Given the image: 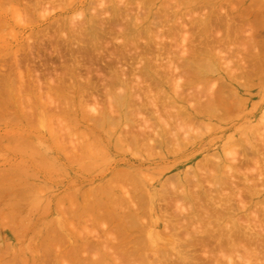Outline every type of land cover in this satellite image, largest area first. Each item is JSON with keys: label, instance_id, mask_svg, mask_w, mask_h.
Here are the masks:
<instances>
[{"label": "rangeland", "instance_id": "obj_1", "mask_svg": "<svg viewBox=\"0 0 264 264\" xmlns=\"http://www.w3.org/2000/svg\"><path fill=\"white\" fill-rule=\"evenodd\" d=\"M0 3V83L16 63L43 62L48 75L76 68L75 80L63 70L75 82L53 94L55 105L45 81L32 108L21 94L29 108L19 104L20 116L0 94V264H63L68 244L58 240L70 233L81 258L100 259L104 250L92 248L108 233L110 245L125 237L104 207L80 209L115 175L124 179L114 178L116 197L137 192L143 209L132 222L143 228L133 264H155V253L167 264H264V0ZM42 100L44 123L25 124ZM114 253L106 264H131Z\"/></svg>", "mask_w": 264, "mask_h": 264}, {"label": "bare ground", "instance_id": "obj_2", "mask_svg": "<svg viewBox=\"0 0 264 264\" xmlns=\"http://www.w3.org/2000/svg\"><path fill=\"white\" fill-rule=\"evenodd\" d=\"M37 2V1H36ZM1 4V3H0ZM203 21V20H202ZM203 22H205V21H203ZM3 28V27H2ZM48 65V64H47ZM46 65V66H47ZM12 66V65H11ZM10 66V67H11ZM35 66L36 65H34L33 67L34 68H30V66L29 65H27V64H25L24 66H23V71H22V68H21V66H20V64H15V66L14 67H12V70H13V68H14V73L16 74V75H14L13 74V72H12V70H11V68H9V70H10V72H9V74H11V76L12 75H14V79H10V77H9V79H7L6 77H4V78H6L7 80H10V81H8V84H6L7 83V81H6V83H4L3 81L0 83V85H1V89H0V91H1V97H4V98H6V100L3 98V100H5L4 102H6L7 103V105L9 106V104H12L13 106H16V107H18V105L19 104H26L27 103V101L25 102V100L24 99H26V100H28V98H29V100H30V95H32V97L33 98H36V104H37V102H40L41 103V100H39L40 99V95H38L37 93H39L41 90H44L43 88H45L46 89V87L49 89V91H48V89L46 90V91H48L49 93H50V95H52V96H46L47 94H45V99L44 100H46V97H47V105H55L54 104V100H53V94H55V96H58V95H60V93L62 94V92H64V90H66V88H68V90L70 89V88H72V87H70V85H72V84H74V82L75 81H73V80H71L72 78L71 77H67V78H69L71 81H73L72 82V84H71V81L69 80V82H68V80H67V82H68V84H66V81H64V76H66L65 75V73H68V75H73V73L75 72L74 70L76 69L75 68V65H73V64H70V65H66V64H61V66L60 67H62V68H64L63 70L65 71V73H64V71L62 70V72H60V73H56L57 71H56V66L54 65V66H51L52 67V71L54 72V75H55V77H45L46 75H48V74H46V72H43L42 70H46L47 68H49V67H45V65H44V63L42 62H40L39 63V68H38V70H37V66H36V69H35ZM65 66V67H64ZM1 67V66H0ZM21 68V69H20ZM40 68H42V70L40 71L39 69ZM46 68V69H45ZM8 69V68H7ZM56 71V72H55ZM46 74V75H45ZM4 75V74H3ZM7 75V74H6ZM51 75V73L49 72V75L48 76H50ZM54 75H51V76H54ZM43 77V79L41 80V78L40 77ZM73 77V79H74V75L72 76ZM64 78V79H63ZM75 80V79H74ZM44 81L46 82V87H44V85H43V87H42V84H44ZM122 82V81H121ZM16 83V84H15ZM5 84V85H4ZM66 84V85H65ZM70 84V85H69ZM122 84H123V82H122ZM75 85H76V83H75ZM69 86V87H68ZM75 86H73V88H74ZM35 88H37V92H36V94L38 95H34L33 93H32V91L35 89ZM42 88V89H41ZM76 88V87H75ZM36 90V89H35ZM51 91V92H50ZM67 91V90H66ZM65 91V92H66ZM70 91V90H69ZM53 92V93H52ZM22 93H24V95H27L28 97L27 98H24V99H21L22 101H20V96H21V94ZM43 93H46L45 92V90H44V92L42 91L41 92V94H43ZM70 93H71V91H70ZM40 94V93H39ZM63 94H65V93H63ZM62 94V95H63ZM49 95V94H48ZM62 95H61V97H62ZM53 97V98H52ZM63 97H66V96H63ZM68 97V96H67ZM32 98V99H33ZM42 98V97H41ZM57 98V97H56ZM115 98V97H114ZM120 98V97H119ZM55 99V98H54ZM60 99V98H59ZM63 99V98H62ZM118 99V97L115 99V101H116V104H117V107L118 108H120V107H122L123 105H122V101L121 100H117ZM24 100V101H23ZM44 100H42V105H37L38 106V108L40 109L39 111H37V109H34V111L33 110H30V114L28 115V117L26 116V117H24V119H26L25 121V124L27 123V124H33L34 122H31V123H29L30 122V118L31 117H36V116H38V115H41V117H40V120H43L42 118L44 117V114H45V112L47 111L46 110V106H45V102H44ZM0 101H1V99H0ZM20 101V102H19ZM66 101H68V100H66ZM65 101V102H66ZM22 102V103H21ZM23 102H25V103H23ZM68 103H69V101H68ZM68 103H66V104H68ZM28 104H35V103H32L31 102V100L30 101H28ZM28 104H26V105H28ZM57 104V103H56ZM62 104V103H61ZM70 104V103H69ZM11 105V106H12ZM72 105V104H71ZM152 105V104H151ZM165 105V104H164ZM5 106V105H4ZM12 106V107H13ZM24 106V108H25V110L27 109V108H29L28 106H27V108H26V106L25 105H23ZM36 106V107H37ZM64 106V105H63ZM73 106H74V104H73ZM155 106V105H154ZM20 107V106H19ZM18 107V109L20 110V108ZM42 107V108H41ZM52 107V106H51ZM57 107V106H56ZM58 107H59V105H58ZM58 107H57V109H58ZM31 108H32V105H31ZM48 108V107H47ZM68 108V107H67ZM70 108V107H69ZM155 108H156V106H155ZM8 109V108H7ZM10 109H8V111H9ZM18 110V111H19ZM28 110V109H27ZM68 111L70 110V109H67ZM2 111H4V110H2ZM8 111H6V113L8 112ZM11 111V110H10ZM10 111H9V113H10ZM21 111L22 110H20L19 111V115L18 116H20V114H21ZM49 111V110H48ZM68 111H66V113L68 112ZM12 112V111H11ZM16 112V111H15ZM24 112V111H23ZM22 112V113H23ZM26 112V111H25ZM24 112V113H25ZM35 112V113H34ZM54 113H55V111H53ZM53 112H51V113H53ZM70 112H72V111H70ZM47 113V112H46ZM50 113V114H51ZM65 113V112H64ZM75 113V112H74ZM102 114V116H100L101 118H102V120H101V118H100V121H101V123L100 124H97L98 123V121H97V128L99 129V127H98V125H100L101 126V128H103L102 126L105 124L103 121L104 120H106V119H108V117H106V115H104L103 114V112H101ZM176 113V112H175ZM183 113V112H182ZM17 114V113H16ZM70 114H73V113H70ZM66 115H69V114H66ZM85 115V114H84ZM84 115H83V117H84ZM54 116V115H53ZM58 116H60V115H58ZM58 116H57V118H58ZM63 116V115H62ZM86 116V115H85ZM155 116V115H154ZM168 116V115H167ZM14 117V116H13ZM16 117V116H15ZM87 117V116H86ZM85 117V119H87ZM45 118H46V116H45ZM63 118H64V116H63ZM62 118V119H63ZM65 118H66V116H65ZM144 118V117H143ZM154 118V117H153ZM50 119V118H49ZM60 119V118H59ZM73 119H76V118H73ZM151 119H152V117H151ZM157 119H159V118H157ZM83 120V119H82ZM144 120V119H143ZM161 120V119H160ZM32 121V120H31ZM34 121V120H33ZM48 121V120H47ZM60 121L62 122V120L60 119ZM65 121V120H64ZM79 121V120H78ZM99 121V122H100ZM107 121V120H106ZM146 121V120H145ZM144 121V122H145ZM155 121H157V120H155ZM19 122V121H18ZM66 122V121H65ZM89 122V121H88ZM8 123V122H7ZM12 123V122H11ZM11 123H9V124H11ZM43 123H44V120H43ZM140 123V122H139ZM146 123H147V121H146ZM145 123V124H146ZM151 123V122H150ZM52 124V123H51ZM90 124V123H89ZM141 124H142V122H141ZM140 124V125H141ZM144 124V123H143ZM162 124V123H161ZM37 125V124H36ZM35 125V126H36ZM126 125V124H125ZM77 126V125H76ZM92 125H90V127H91ZM94 126H95V124H94ZM128 126V125H127ZM143 126V125H142ZM141 126V127H142ZM144 126H146V125H144ZM157 126V125H156ZM162 126V125H161ZM32 127V126H31ZM140 127V128H141ZM147 127V126H146ZM56 128V127H55ZM94 128V127H93ZM126 128V127H125ZM143 128H145V127H143ZM53 129H54V126H53ZM97 129V130H98ZM103 129H105V128H103ZM129 129V128H128ZM128 129H127V131H128ZM156 129H158V128H156ZM59 130V129H58ZM57 130V131H58ZM66 130H68V129H66ZM89 130V129H88ZM125 130V129H124ZM144 130V129H143ZM51 131H52V129H51ZM56 131V132H57ZM105 131V130H104ZM123 131V130H122ZM122 131L120 132L121 134H122ZM127 131H125L126 132V134H128L127 133ZM147 132V130H144L143 132L141 131V134H146V132ZM153 131V130H152ZM156 132L158 131V130H155ZM116 132V131H115ZM139 132H140V129H139ZM155 132V133H156ZM60 134L62 133V132H59ZM66 133H68V132H66ZM109 133V132H108ZM112 133V135H115V133L114 132H111ZM114 133V134H113ZM123 133H124V131H123ZM131 134L133 133L132 131L130 132ZM158 133V132H157ZM59 134V135H60ZM63 134H64V131H63ZM69 134V133H68ZM117 134V133H116ZM141 134H139V135H141ZM153 134V133H152ZM159 134V133H158ZM162 134V133H161ZM164 134V133H163ZM62 135V134H61ZM111 134L109 135V136H112ZM137 135V134H136ZM148 135V134H147ZM147 135H145V138H147L146 136ZM8 136V135H7ZM65 136V135H64ZM89 136H91V134L89 135ZM119 136H121V135H119ZM118 136V137H119ZM125 136H127V137H125ZM151 136V135H150ZM157 137H158V135H156ZM162 136V135H161ZM161 136H159V137H161ZM62 137V136H61ZM123 137H124V139H122V137L121 138H118V140H120V139H122V140H126V138H129V135H125V134H123ZM136 137H139L138 135L136 136ZM136 137H135V134L131 137L132 138V140L134 141V145H135V147L137 146V144L140 142H137L138 140H136ZM142 137H144V136H142L141 135V139H142ZM25 138V137H24ZM67 138V137H66ZM65 138V139H66ZM113 138V137H112ZM131 138H130V140L129 141H131ZM144 138V141H146V139ZM84 139V138H83ZM115 139V138H114ZM138 139V138H137ZM151 139V138H150ZM85 140H86V138H85ZM140 140V139H139ZM20 141V140H19ZM143 141V142H144ZM71 142V141H70ZM120 142H123V141H121L120 140ZM126 142V141H125ZM142 142V141H141ZM140 142V143H141ZM149 142V141H148ZM153 142V141H152ZM27 143V142H26ZM29 143H30V141H29ZM29 143H27V144H29ZM63 143V142H62ZM128 144L130 143V142H127ZM139 143V144H140ZM70 144V143H69ZM69 144H68V148H69ZM131 144V143H130ZM143 144V143H142ZM148 144V143H147ZM73 145H71V147H72ZM140 146V145H139ZM161 146V145H160ZM74 147V146H73ZM75 147H77V146H75ZM74 147V149H76ZM86 147V146H85ZM84 147V149H86ZM138 147V146H137ZM32 148V147H31ZM30 148V149H31ZM77 148H79V147H77ZM81 148V147H80ZM79 148V149H80ZM143 148V147H142ZM147 148V147H146ZM74 149H73V151H74ZM37 150V149H36ZM35 150V151H36ZM70 150H71V148H70ZM78 150V149H77ZM80 151H82V149L80 150ZM76 152V151H75ZM78 152V151H77ZM83 152V151H82ZM86 152V151H85ZM32 153V152H31ZM35 154H37V153H35ZM70 154V153H69ZM29 156V155H28ZM84 156V155H83ZM81 157V156H80ZM87 157V156H86ZM89 157V156H88ZM81 159V158H80ZM79 159V160H80ZM126 174V173H125ZM12 175V174H11ZM14 175V174H13ZM128 175H130V174H127V176ZM116 176V175H115ZM115 176H114V178H115ZM117 178L118 177H120V176H116ZM122 177V176H121ZM120 177V178H121ZM132 177H134V176H132ZM114 178H112V180L110 179V183H112L111 185H108L107 186V184H105L108 188H107V190L109 191H99V193H97L96 194V198L95 199H90V201L88 200V201H84V200H82V205H83V203H84V205L82 206V208L80 209V212H84L85 210H86V206L87 207H93L92 209H95V208H97L98 206H100V207H104L105 208V217H107V219H109V222H118V223H116L115 225H114V228H115V232H117L119 235H124V237H125V239L123 240V241H117L116 239V241L114 240L113 242L115 243L116 242V244H112V245H110V243H112V242H110V239H112L111 237H112V235H110V233H108L107 234V236L108 237H110V239L107 237V239L105 240L106 242L105 243H103L104 241H102L100 244H101V248L100 247H96V243H94V245H95V247H94V245H93V243L91 244V245H93V247L94 248H92L93 250L95 249V248H98V249H102V251L104 250V254L102 253V255L100 254V250H98V249H95V250H97V252H96V254L99 252V254L102 256L100 259H99V257H98V260H96L97 259V257H95L96 259L94 260V261H89V260H87V258H81L78 254H79V251H80V248L82 247V246H73V243L75 244L77 241H75V240H73V243H71V239L70 238H72L73 239V237L75 236H70L71 235V233L70 234H67V237L65 238H61V239H59L58 240V242H63V243H66V244H68V249H66L67 247H65L64 249H65V251H63V253H62V255L59 257V255H56V256H58L60 259H61V261L63 262V264L65 263V264H68L67 263V260H70V261H72V262H70L71 264H106V262H104V261H112V263H114V262H116V260H115V256H116V258H117V256H118V254H116V255H113V253H114V251L116 252V250H118L119 252H120V256H121V260L122 261H125L126 263H131V264H133L134 263V260H136L137 258L139 259V257H137L136 255V253L139 251V241L137 240L138 239V235L139 234H141V232H142V230H143V228L141 229V227H138L137 225V227L135 226L134 227V224L133 223H135L136 222V218L138 219L142 214H143V209L141 208V206L138 204L139 202H138V200H139V196H137V192H135V193H132L133 194V196H132V194L129 196H127L126 195V197H120V196H117L116 197V193H115V191L114 190H116L118 187H117V185H116V183H114ZM128 178V177H127ZM126 178V179H127ZM133 179V178H132ZM116 180H119V178L118 179H116ZM128 180V182H129V178L127 179ZM112 181V182H111ZM120 181H124V179H122L121 178V180ZM128 182H127V184H128ZM134 182H135V180H134ZM109 183V184H110ZM136 183H138V182H136ZM130 184V183H129ZM129 184H128V186H129ZM113 185V186H112ZM114 185H116V187L117 188H115L114 187ZM132 185V184H131ZM140 185V184H139ZM142 186V185H141ZM114 187V188H113ZM123 187H124V185H123ZM123 187H121V188H123ZM120 188V189H121ZM132 188H133V186H132ZM136 188V187H135ZM100 189V188H99ZM125 189V188H124ZM123 189V190H124ZM141 189V188H140ZM122 190V189H121ZM165 190V189H164ZM164 190H163V192H164ZM135 191V190H134ZM133 191V192H134ZM101 192V193H100ZM126 192H127V190H126ZM166 193V192H165ZM161 194V193H160ZM163 195V194H162ZM165 196V195H164ZM185 196V195H184ZM168 197V196H167ZM164 198V197H163ZM182 198H183V196H182ZM83 199V198H82ZM137 199V200H136ZM166 199V198H165ZM168 199H166V203L168 202L167 201ZM171 200V199H170ZM173 200V199H172ZM165 201V200H164ZM185 201V200H184ZM162 202V201H161ZM145 203V202H144ZM163 203H165V202H163ZM169 203V202H168ZM177 204H179V203H177ZM184 203H182V205H183ZM147 205V204H146ZM168 206V205H167ZM177 206V205H176ZM122 207L124 208V210H127V211H122L123 209H122ZM135 207V208H134ZM103 208V209H104ZM185 208V207H184ZM188 208V207H187ZM100 209H102V208H100ZM99 209V210H100ZM189 209V208H188ZM176 210V209H175ZM180 210V209H179ZM187 210V209H186ZM101 211V210H100ZM181 211H183V209L181 208ZM181 211H179V212H181ZM188 211V210H187ZM177 212H178V210H177ZM191 212V211H190ZM100 214H101V212H100ZM184 214V213H183ZM162 216V215H161ZM171 217H172V215H170ZM193 216V215H192ZM170 219V218H169ZM172 219V218H171ZM170 219V220H171ZM139 220V219H138ZM146 221V220H145ZM133 222V223H132ZM171 222V221H170ZM180 222H178L177 224H179ZM139 224H140V222H139ZM142 224V223H141ZM145 224H147V223H145ZM176 224V223H175ZM183 224V223H182ZM69 225H71V224H69ZM82 225V224H81ZM80 225V227H82ZM150 225V224H149ZM74 226V225H73ZM73 226L70 228V229H72L73 228ZM140 226V225H139ZM174 226V225H173ZM62 227V226H61ZM75 227H77L76 225H75ZM93 228V227H92ZM165 228H166V225H165ZM74 229V228H73ZM84 229H85V226H84ZM169 229V228H168ZM172 229V228H171ZM75 231H76V228L74 229ZM73 230V231H74ZM71 231V230H70ZM74 231V232H75ZM113 231V230H112ZM165 231V230H164ZM92 232H93V230H92ZM96 232V231H95ZM73 233V232H72ZM76 233V232H75ZM88 233V232H87ZM145 233V232H144ZM172 233V232H171ZM61 234V233H60ZM59 234V235H60ZM92 233L90 232V234L89 235H91ZM93 234H95V233H93ZM167 234V233H166ZM165 234V235H166ZM87 235V234H86ZM168 236H169V233L167 234ZM166 235V236H167ZM174 235V234H173ZM61 236V235H60ZM62 236H63V234H62ZM88 236V235H87ZM164 236V235H163ZM167 236V237H168ZM114 237V236H113ZM123 236H121V238H122ZM123 237V238H124ZM155 237V236H154ZM173 237H176V236H173ZM75 238V237H74ZM143 238V237H142ZM169 238V237H168ZM184 238V237H183ZM186 238V237H185ZM190 238V237H189ZM75 239H77V238H75ZM96 239V238H95ZM94 239V240H95ZM99 238H97L96 240H98ZM101 239V238H100ZM99 239V240H100ZM104 239V238H103ZM109 239V240H108ZM139 239H141V237L139 238ZM144 239H147V238H144ZM154 240H155V238H154ZM166 240V239H165ZM48 241V240H47ZM53 241V240H52ZM184 241V240H183ZM182 241V242H183ZM49 242H50V240H49ZM96 242V241H95ZM109 242V243H108ZM144 242V241H143ZM171 242H172V240H171ZM193 242V241H192ZM44 243H45V241H44ZM55 243V242H54ZM60 243V244H61ZM107 243V244H106ZM146 243V242H145ZM194 243V242H193ZM50 244V243H49ZM142 244V243H141ZM144 244V243H143ZM173 244V243H172ZM51 245V244H50ZM62 245H65V244H62ZM91 245H90V248H91ZM185 245V244H184ZM184 245H182V246H184ZM52 246V245H51ZM58 246H59V244H58ZM141 246V245H140ZM143 246V245H142ZM145 246V245H144ZM143 246V247H144ZM157 246V245H156ZM159 246H161V245H159ZM206 246V245H205ZM60 247V246H59ZM62 247H64V246H62ZM89 247V246H88ZM88 247H86V248H88ZM185 247V246H184ZM109 248L110 249H112V250H110V251H112L111 252V254L110 253H108V251H109ZM141 248V247H140ZM193 248V247H192ZM63 249V248H62ZM63 249V250H64ZM163 249V248H162ZM47 249H45V251H46ZM49 250V249H48ZM47 250V251H48ZM59 250H60V252H61V249L59 248ZM84 250H85V248H84ZM150 250V249H149ZM157 250V249H156ZM165 250V249H164ZM184 250V249H183ZM185 250H186V248H185ZM158 251V250H157ZM166 251V250H165ZM59 252V253H60ZM149 252V251H148ZM58 253V254H59ZM88 254V253H87ZM86 254V255H87ZM115 254V253H114ZM182 254V253H181ZM189 254V253H188ZM192 254V253H191ZM193 254H195V253H193ZM113 255V256H112ZM173 255V254H172ZM198 255V254H197ZM203 255V254H202ZM84 256V255H83ZM137 258H136V257ZM154 256L156 257V262H155V264H167V262L168 261H166V260H168V259H165V257H163V256H161V257H158L159 256V254H157V253H155L154 254ZM182 256V255H181ZM194 256V255H193ZM213 256H215V255H213ZM90 257H94V256H90ZM114 259H113V258ZM119 257V256H118ZM141 257V256H140ZM195 257V256H194ZM198 257V256H197ZM57 258V257H56ZM167 258V257H166ZM52 259H54V258H52ZM169 259H170V257H169ZM181 259V261H182V263H184V260L186 259H184V258H180ZM196 259V258H195ZM211 259V261H212V263L211 264H214V262H216V261H214L215 259L214 258H210ZM213 259V260H212ZM90 260H91V258H90ZM119 260V259H118ZM117 260V261H118ZM143 260V259H142ZM174 260V259H173ZM176 260V259H175ZM174 260V261H175ZM201 260V259H200ZM120 261V260H119ZM118 261V262H119ZM180 261V260H179ZM210 260H209V262H211ZM214 261V262H213ZM58 262V261H57ZM104 262V263H103ZM142 262V261H141ZM144 262V261H143ZM202 262V261H201ZM61 263V262H60ZM59 263V264H60ZM69 263V264H70ZM170 263V262H169ZM172 263V262H171ZM230 263H231V261H230ZM54 264H55V262H54ZM116 264V263H115ZM137 264V263H136ZM175 264V263H174ZM179 264V263H178ZM210 264V263H209Z\"/></svg>", "mask_w": 264, "mask_h": 264}]
</instances>
